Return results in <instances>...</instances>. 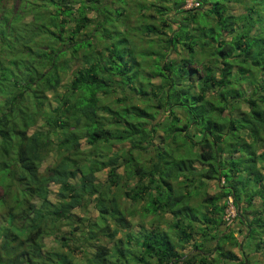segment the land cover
<instances>
[{
	"label": "trees",
	"instance_id": "16d2710c",
	"mask_svg": "<svg viewBox=\"0 0 264 264\" xmlns=\"http://www.w3.org/2000/svg\"><path fill=\"white\" fill-rule=\"evenodd\" d=\"M148 1L137 14L127 0L126 15L115 0H0V264H264V0H197L192 9L186 0ZM160 2L172 9L153 6ZM238 5L243 10L229 12ZM145 8L159 25L145 21ZM129 14L141 18L138 26L128 28ZM81 139L94 159L81 157ZM99 144L124 146L105 161ZM104 168L110 184L99 187ZM131 177L123 197L140 204L133 212L140 223L150 217L137 253L121 240L111 250L90 244L82 262L58 251L36 260L42 222L74 224L71 210L95 193L86 234L135 237L132 210L107 189H125ZM212 179L223 182L209 195ZM51 180L59 184L55 202L45 188ZM228 198L249 239L237 245L242 258L225 247L233 240L223 218ZM255 198L262 208L248 216ZM183 244L193 252L181 255Z\"/></svg>",
	"mask_w": 264,
	"mask_h": 264
},
{
	"label": "rangeland",
	"instance_id": "374dc122",
	"mask_svg": "<svg viewBox=\"0 0 264 264\" xmlns=\"http://www.w3.org/2000/svg\"><path fill=\"white\" fill-rule=\"evenodd\" d=\"M119 3V6H120V10L119 12H122V10H127L126 12H124L126 15L128 13V8H129V4L127 3V0H123V1H120V0H115ZM190 1L191 0H186L185 1V5L183 6L184 9H192L194 8V6H192L190 4ZM129 2V1H128ZM135 3L137 4V6L131 8V9H134L137 14H139V9L143 7V3H145L147 6L151 5V3L148 1V2H145V0H135ZM184 3V0H178V5ZM172 4V2H171ZM132 5V4H131ZM156 5H162L164 6L168 11L172 9V6L170 5V3L166 2V3H162L160 2V4H155L153 5L154 7H156ZM113 7L110 6V7H107V11L108 13L110 14L111 13V17L113 15L114 18H116V10L113 11ZM130 9V10H131ZM146 9V8H145ZM148 10V11H147ZM243 10V8L238 5L236 7H234V9L232 11H229L230 13L234 12H239ZM113 13V14H112ZM95 13L94 12H91V11H88L87 12V16L90 17V16H94ZM185 13H179L177 14V16L173 17V20L177 21L178 19V16H184ZM146 20L145 21H154V22H157V24L159 25L160 21H159V17L157 15H155V13L152 14V12L150 11V9H146ZM141 20V18L139 16H132V14H129L127 16V18L125 19V22L127 23V26L128 28H133L135 26H138L139 25V21ZM91 26H89L90 28ZM138 29L140 31H143L142 30V27H138ZM130 33H131V36L133 37V39L136 41V43H140L138 42L140 39V35L135 33L134 31H131L130 30ZM124 35L128 36L129 33H125L123 32ZM145 60V59H143ZM148 62V60H145L144 63L146 64ZM153 62V60H151V63ZM72 66V65H71ZM147 67V64L146 66ZM192 68L194 70H197L199 69L200 71L197 72V75L198 77H201V68L199 67V65H194L192 66ZM72 70V71H71ZM71 70H70V76L72 77L73 75V71L75 70V67L72 66L71 67ZM68 82V78H65L63 81H62V84L58 87L57 91H58V94L59 95H64L65 92H66V89L64 88V85L65 83ZM122 91L118 90V93L120 94ZM113 96V95H111ZM243 106V105H242ZM233 111V110H232ZM33 129V128H32ZM31 129V131H32ZM82 137V136H80ZM79 137V138H80ZM128 143L126 142L125 143V146H127ZM124 145H114V146H110L109 149H105L102 147L101 144L98 145V150L97 152L102 154V155H107L106 158H104L103 160L107 161L109 157L112 156V152L114 150H119L120 147H122ZM93 147L92 145L88 144L87 141L85 139H81V145L78 149L81 157H85L89 160H92L94 159L95 157L93 156L92 154V151H93ZM88 152L91 153V155L87 154ZM151 150L149 151V149L145 150L144 153H148V154H144L145 156H150L151 154ZM55 160L54 158V154L53 153H50L44 160L41 168H40V171L41 172H44L45 175H47L48 173L46 171H44L53 161ZM123 168L122 167H119L117 169V172L119 174H123ZM108 168H104V169H101L99 170V172H96V179H97V182L95 183L97 186L99 187H102V186H108L110 183L108 182ZM74 181H77L74 179ZM73 180L71 181L72 184L74 182ZM136 181V178L135 177H131L129 178L127 181H126V186H125V189L123 188H120V191H117L114 187H111V188H107L108 190H112L116 196H118L119 198V201H120V204L122 206H124L125 208H128L129 210H132L131 212L133 213L134 210L136 208H139L140 207V204H138L136 207L132 208L131 206V202L124 198L123 197V194H122V191L123 190H126L128 188H130L134 182ZM223 182V179H220V180H216V179H212V180H209L207 181V185H206V192L209 194V195H213V194H218L220 193V186H221V183ZM58 187H59V184L53 180L51 181H48L46 184H45V188L48 192V195H49V199L52 201V202H55V192H57L58 190ZM103 187V188H104ZM1 189H0V194H1ZM97 195V193L93 194L92 197H87L85 196L84 197V200L82 201L83 202V205L79 208L78 207H75L71 210V214H74V224L71 223V224H63V223H59V225L57 226H51V225H47L44 221L42 222V226L44 227L43 230H44V234H43V237L42 239L39 240V242L41 243V246H42V250H41V253H42V258H38L36 260H43V257H44V253L46 254L48 251H58V252H63V253H66L68 254L73 261H76V262H82L83 258L86 256L85 253V248L86 250L90 253H92L94 251L93 248H91V245L92 243L94 244H100V245H105L108 247V249L111 250V248L114 247V245H116V243H119L121 240H122V246L123 247H126L130 250V252H133V253H137L139 250V245L136 241V239L139 238V234H140V230L143 228V227H150V222H149V219L150 217L148 218H144L142 223H140L138 220V214L135 215L133 213V216L130 217V219H132L131 221V225L132 227L130 228V231L131 232H134V235L135 237L132 236V238H127L126 236H124V233L122 230H120L118 233H116L115 237L113 239H108L107 237H104L102 235L100 236H96V235H89V234H86L87 231H89V227L90 224H92L94 222V219H95V216L97 215V209L95 208V205H94V199L96 198L95 196ZM92 201H88V200H91ZM89 202V203H87ZM86 204V205H85ZM252 209L250 211V213L248 214V216H251L253 215V212L256 211V210H261L262 208V204L261 202L259 201V199L255 198V200L253 201V204H252ZM236 209L235 207L233 206V204L231 203L230 201V198H228V206L227 208L225 209V214H224V219L226 220L227 222V225H229V230L232 232L233 234V240L230 241V243H226L225 247L226 248H230L238 257L242 258V255L240 253L239 250H237V245L242 248V246H246V244L248 243L249 239L247 237V235H245L242 231L240 230H244L245 228V225L241 226L239 221L235 220L234 218L236 217ZM64 221V219L62 220V222ZM73 226H76L75 228H78L76 230H74ZM112 226V225H111ZM162 229L164 231H166L168 229L167 227V224L165 225H161ZM113 228V227H112ZM122 228V227H121ZM111 232V231H109ZM60 235H64L67 237L68 239V245H63L62 242H61V239H60ZM89 235V236H87ZM133 235V233H132ZM175 240L177 239L176 237L174 238ZM18 240H21L23 241L24 240V237L22 238H19ZM177 241V240H176ZM24 242V241H23ZM234 243V245H233ZM214 245V241H211V243H208V245ZM25 246H27V243H23L21 245V248H25ZM192 249L190 248V245H186V244H183V246L180 248L179 245H177V251L181 254V255H188V254H191L190 252H193L191 251ZM245 252L246 254L249 256V258L251 259H257V257H259V254L256 253V252H253L252 250V247H248V248H245ZM259 252V251H258ZM110 263V261L108 262ZM149 263H150V260H149ZM126 264H135V261H132V260H129L128 262H126ZM136 264H145V262H137ZM261 264V263H259Z\"/></svg>",
	"mask_w": 264,
	"mask_h": 264
},
{
	"label": "built area",
	"instance_id": "2783aa9c",
	"mask_svg": "<svg viewBox=\"0 0 264 264\" xmlns=\"http://www.w3.org/2000/svg\"><path fill=\"white\" fill-rule=\"evenodd\" d=\"M190 4L192 5V6H194V7H198L199 5V3H198V1L197 0H191L190 1ZM230 201H231V199H230Z\"/></svg>",
	"mask_w": 264,
	"mask_h": 264
}]
</instances>
